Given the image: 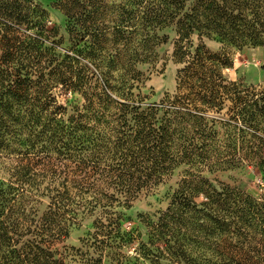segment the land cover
<instances>
[{
    "label": "trees",
    "instance_id": "16d2710c",
    "mask_svg": "<svg viewBox=\"0 0 264 264\" xmlns=\"http://www.w3.org/2000/svg\"><path fill=\"white\" fill-rule=\"evenodd\" d=\"M109 1H53L73 42L59 54L35 0H0V160L8 173L0 181V264H64L54 244L96 210L105 218L71 248L77 264H264V194L255 200L210 178L242 165L264 176V92L240 99L220 74L230 48L264 47V0ZM138 25L148 49L122 54ZM168 27L173 59L184 64L179 84L194 70L210 74L209 86H178L147 102L125 86L139 79L134 64L152 59L156 31ZM57 87L81 102L68 111L52 95ZM231 91L230 117L210 115ZM179 168L146 240L122 230L116 208H131Z\"/></svg>",
    "mask_w": 264,
    "mask_h": 264
},
{
    "label": "rangeland",
    "instance_id": "374dc122",
    "mask_svg": "<svg viewBox=\"0 0 264 264\" xmlns=\"http://www.w3.org/2000/svg\"><path fill=\"white\" fill-rule=\"evenodd\" d=\"M54 0H35V3L41 6L49 16L46 22L47 30L54 29L57 32L53 39L58 43V53L63 54L69 50L73 42L67 33V22L60 11L54 9L51 5ZM115 5H119L121 0H110ZM143 16L141 12L139 14ZM111 25H109L110 27ZM138 25V33L132 34L127 43V47L121 52L122 54L135 55L141 54L148 46L145 44L143 37L144 31ZM134 30V29H130ZM159 37V43L154 47L152 59L144 63H135L133 68L138 71L139 79L133 81L131 86L132 93L145 98L147 102H159L165 95L173 96L179 92L178 86L183 88H192L200 90L204 86L210 74L201 71L189 70L182 74L185 82L179 84V71L184 68L183 63H177L173 59V41L176 37L174 28L168 27L156 31ZM195 40V38H194ZM206 48L212 54H221V45L216 42L205 41ZM107 52L114 54L115 47L108 42L106 45ZM229 65L221 68L220 74L224 79L222 86L237 87L238 97L240 99H250L252 96H258L264 92V47L263 46H244L241 48L232 47L228 51ZM62 86V85H58ZM65 86V85H63ZM52 95L56 102L70 110V105L81 102L78 94L71 93L62 87L53 89ZM235 96L228 94V99L223 100L221 110L217 108L210 112V115L220 119L230 117L231 109L235 104ZM4 160H0V181L8 179V173L5 170ZM183 168L174 171L164 183L160 184L153 191L137 198L131 208H116L117 212L123 215L122 230L134 232L143 240H146L148 222H156L158 213L163 211L169 204L177 183L181 177ZM210 178H216L218 181L244 190L253 199L258 200L264 194L263 184L264 176L255 167L242 165L236 168H229L225 171L215 172ZM44 204L48 203L47 197L43 199ZM105 217L96 210L93 214L83 217L70 229L69 237L63 242L54 244L53 250L57 252V257L64 259V264H77L78 258L73 257L74 252L71 248H81L82 241L89 238L93 233V223L96 219L104 220Z\"/></svg>",
    "mask_w": 264,
    "mask_h": 264
}]
</instances>
